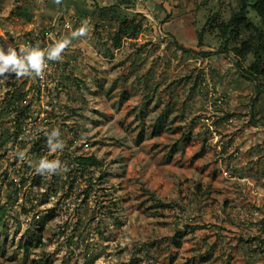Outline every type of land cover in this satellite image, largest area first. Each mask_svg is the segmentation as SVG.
<instances>
[{
    "label": "rangeland",
    "instance_id": "1",
    "mask_svg": "<svg viewBox=\"0 0 264 264\" xmlns=\"http://www.w3.org/2000/svg\"><path fill=\"white\" fill-rule=\"evenodd\" d=\"M240 6L0 0V49L44 53L0 74V264H264V21L228 27Z\"/></svg>",
    "mask_w": 264,
    "mask_h": 264
},
{
    "label": "trees",
    "instance_id": "2",
    "mask_svg": "<svg viewBox=\"0 0 264 264\" xmlns=\"http://www.w3.org/2000/svg\"><path fill=\"white\" fill-rule=\"evenodd\" d=\"M241 1V6L239 11L234 14V16L230 19L228 23V27H235L236 29H247V30H252L256 28L250 24V23H245L246 22V9L247 7L252 8L264 21V0H240ZM139 14H136L135 17H138ZM135 22V19L132 20ZM141 29L140 24H134L132 25V29L130 34H128L129 39H132L135 37L138 32ZM235 31V30H234ZM258 31V30H256ZM123 39L121 31H118L113 38V45L115 48H119L121 41ZM254 44L252 45L251 53L253 54L254 60L250 64V66L247 68V71L244 73L247 74L250 80L255 82L256 85V92L258 93H264V33L263 32H258L255 35L254 39ZM246 43H243V46H246ZM235 54L238 56L240 53L239 49H234ZM153 135H157V130L153 131ZM141 139V137H139ZM36 144L35 146H37ZM74 163L76 164L77 170L80 174H85L88 172V169L91 167H95L99 164V161L97 160L96 157L94 156H88V157H83V156H78L74 159ZM34 241V242H33ZM40 244V241L38 238L33 239H28L25 241L23 245L24 251H28L32 245Z\"/></svg>",
    "mask_w": 264,
    "mask_h": 264
},
{
    "label": "clouds",
    "instance_id": "3",
    "mask_svg": "<svg viewBox=\"0 0 264 264\" xmlns=\"http://www.w3.org/2000/svg\"><path fill=\"white\" fill-rule=\"evenodd\" d=\"M86 31V25H82L79 29L73 32V35H83ZM70 43L69 40L64 39L55 42L51 51L48 53L49 58L57 59L60 57L61 51ZM21 52H25V48H21ZM43 55L44 53L38 48L33 47L31 51L25 52L24 55L18 56L16 51L9 49L6 54L2 49H0V74L8 69L9 65H12L19 72H26L29 68L35 69L36 74L43 77V73L40 72L41 66L43 65ZM40 168H54L53 163H49L47 160H41L39 164Z\"/></svg>",
    "mask_w": 264,
    "mask_h": 264
}]
</instances>
